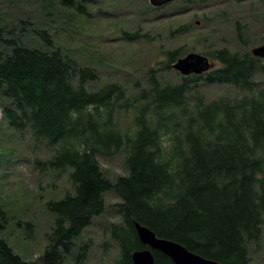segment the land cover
I'll return each mask as SVG.
<instances>
[{
  "label": "trees",
  "instance_id": "16d2710c",
  "mask_svg": "<svg viewBox=\"0 0 264 264\" xmlns=\"http://www.w3.org/2000/svg\"><path fill=\"white\" fill-rule=\"evenodd\" d=\"M60 1L87 15V0ZM240 1L255 11L256 4L264 8V0ZM12 32L5 38L0 30V95L8 101L4 117L14 133L29 132L50 149L52 154L35 159L42 173L67 171L74 189L47 203L54 224L42 264L65 263L76 240L106 212L109 191L120 198L114 206L120 223L109 229L119 247L115 264H133V253L147 248L136 222L219 264H252L251 246L260 247L264 228L261 58L222 48L212 55L219 67L182 76L178 84L164 83L157 69H150L146 87L108 83L92 90L89 85L99 80L96 68L82 65L45 35L47 50H42ZM124 37L142 38L139 32ZM167 58L171 68L181 56L176 50ZM200 81L231 86L244 96L207 102ZM123 114L133 120L126 131L121 129ZM123 150L127 174L112 182L99 158ZM0 222V229L6 228L1 207ZM23 226L29 229L32 223ZM84 250L76 264L85 260ZM152 252L156 264H174ZM0 264L29 263L0 237Z\"/></svg>",
  "mask_w": 264,
  "mask_h": 264
},
{
  "label": "rangeland",
  "instance_id": "374dc122",
  "mask_svg": "<svg viewBox=\"0 0 264 264\" xmlns=\"http://www.w3.org/2000/svg\"><path fill=\"white\" fill-rule=\"evenodd\" d=\"M2 1L0 30L5 38L13 31L27 45L45 50L41 35L49 37L56 48L98 70L99 80L89 85L92 90L108 83H118L126 89L146 87L150 69H157L164 83L178 84L182 75L168 68L167 55L171 51L178 50L181 57L190 53L206 56L212 69L220 66L212 58L215 50L229 48L244 54L264 45V8L256 4L255 11L252 4L240 0H169L159 7L150 0H87V15L65 7L60 0H8L5 5ZM127 32H139L142 38L129 41L124 37ZM257 82L263 89L264 76L258 77ZM199 83L207 102L234 101L244 96L231 86ZM6 105L8 101L0 95V207L8 221L6 228L0 229V237L29 264H42L47 235L54 224L47 203L74 189L67 171L42 173L35 165V159L52 153L29 132L20 135L10 129L3 113ZM132 124V117L123 114L122 131ZM126 156L123 150L99 158L110 181L127 174ZM104 199L106 212L76 240L75 249L64 264H76L82 248L87 255L80 264L117 261L119 247L110 238L109 229L120 223L114 208L120 198L109 191ZM26 222H31L32 227L26 229ZM251 256L252 264H264V228L261 245L251 246Z\"/></svg>",
  "mask_w": 264,
  "mask_h": 264
},
{
  "label": "water",
  "instance_id": "95a60500",
  "mask_svg": "<svg viewBox=\"0 0 264 264\" xmlns=\"http://www.w3.org/2000/svg\"><path fill=\"white\" fill-rule=\"evenodd\" d=\"M167 2L169 0H150V3L156 7L162 6ZM252 55L261 58L264 62V45L253 49ZM172 69L184 77L201 76L210 71L211 63L206 56L190 53L173 63ZM135 228L141 243L147 248L133 253V264H156L152 251L161 252L169 257L174 264H219L214 260L189 251L177 242L159 238L151 229L138 222L135 223Z\"/></svg>",
  "mask_w": 264,
  "mask_h": 264
}]
</instances>
